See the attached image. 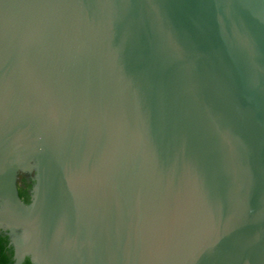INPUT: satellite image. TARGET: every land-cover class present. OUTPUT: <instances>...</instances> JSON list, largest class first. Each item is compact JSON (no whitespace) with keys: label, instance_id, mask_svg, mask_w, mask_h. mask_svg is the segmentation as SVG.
Here are the masks:
<instances>
[{"label":"water","instance_id":"95a60500","mask_svg":"<svg viewBox=\"0 0 264 264\" xmlns=\"http://www.w3.org/2000/svg\"><path fill=\"white\" fill-rule=\"evenodd\" d=\"M0 233L12 264H264V0H0Z\"/></svg>","mask_w":264,"mask_h":264},{"label":"trees","instance_id":"16d2710c","mask_svg":"<svg viewBox=\"0 0 264 264\" xmlns=\"http://www.w3.org/2000/svg\"><path fill=\"white\" fill-rule=\"evenodd\" d=\"M29 188L31 185H28ZM19 197L23 198L25 202H28L29 195L28 193L23 190L19 189ZM12 251L11 248L8 247V240L5 235H2L0 233V264H12ZM22 264H31L28 258H25L24 262Z\"/></svg>","mask_w":264,"mask_h":264},{"label":"flooded vegetation","instance_id":"af4514ba","mask_svg":"<svg viewBox=\"0 0 264 264\" xmlns=\"http://www.w3.org/2000/svg\"><path fill=\"white\" fill-rule=\"evenodd\" d=\"M28 185H30V183L28 182V180H26V178L20 177L19 182H18V188H17V190L19 191V189H23L27 193H29L30 188H29ZM18 194H19V192H18Z\"/></svg>","mask_w":264,"mask_h":264}]
</instances>
